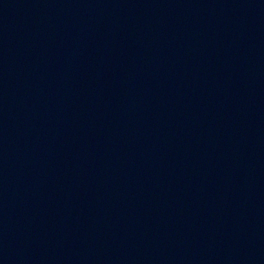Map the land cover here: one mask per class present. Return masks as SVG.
<instances>
[{
  "label": "water",
  "instance_id": "water-1",
  "mask_svg": "<svg viewBox=\"0 0 264 264\" xmlns=\"http://www.w3.org/2000/svg\"><path fill=\"white\" fill-rule=\"evenodd\" d=\"M0 264H264V0H0Z\"/></svg>",
  "mask_w": 264,
  "mask_h": 264
}]
</instances>
